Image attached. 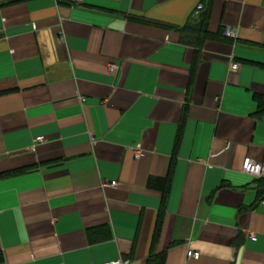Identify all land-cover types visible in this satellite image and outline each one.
Masks as SVG:
<instances>
[{"label":"crops","instance_id":"obj_1","mask_svg":"<svg viewBox=\"0 0 264 264\" xmlns=\"http://www.w3.org/2000/svg\"><path fill=\"white\" fill-rule=\"evenodd\" d=\"M197 4L198 48L177 29ZM245 157L264 159V0H0V264H264Z\"/></svg>","mask_w":264,"mask_h":264},{"label":"trees","instance_id":"obj_2","mask_svg":"<svg viewBox=\"0 0 264 264\" xmlns=\"http://www.w3.org/2000/svg\"><path fill=\"white\" fill-rule=\"evenodd\" d=\"M197 16L198 20L194 23L187 22L177 29L181 43L190 44L198 48L207 37V12L201 11ZM169 179V175L162 178H149L147 185L159 189L165 197L168 192ZM160 263H162L161 260L158 261V264Z\"/></svg>","mask_w":264,"mask_h":264},{"label":"built area","instance_id":"obj_3","mask_svg":"<svg viewBox=\"0 0 264 264\" xmlns=\"http://www.w3.org/2000/svg\"><path fill=\"white\" fill-rule=\"evenodd\" d=\"M203 10V5L202 4H197L193 13L194 15H198L201 11ZM224 35L227 37V38H234L236 37L237 35V32L235 31V29H232V28H226L224 30ZM238 67V64L237 63H233L231 65V69L235 70L237 69ZM116 68L115 65H110L109 66V71L112 72L114 71ZM81 101H84L85 99L84 98H80ZM42 141V137L38 136L34 139V142L32 143V145L29 147V149L31 151H35V147L37 145V143L41 142ZM136 157L140 156L141 155V152H136ZM241 171L243 173H246V174H249L255 178H262L264 177V159H262L261 161H256L254 159H251L249 157H245L243 158L242 160V164H241ZM110 184L114 185L115 182L112 181ZM262 204H264V199L260 201ZM252 239H254V237L252 236L251 237ZM187 256L188 257H193L195 259L198 258L199 256V253L196 252V251H192V250H189L187 252ZM124 262L121 261V260H115L113 262H111L110 264H123Z\"/></svg>","mask_w":264,"mask_h":264}]
</instances>
